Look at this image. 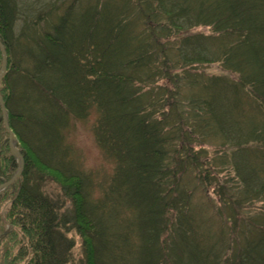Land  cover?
Wrapping results in <instances>:
<instances>
[{
	"label": "trees",
	"instance_id": "trees-1",
	"mask_svg": "<svg viewBox=\"0 0 264 264\" xmlns=\"http://www.w3.org/2000/svg\"><path fill=\"white\" fill-rule=\"evenodd\" d=\"M0 41V264H264V0H0Z\"/></svg>",
	"mask_w": 264,
	"mask_h": 264
},
{
	"label": "rangeland",
	"instance_id": "rangeland-1",
	"mask_svg": "<svg viewBox=\"0 0 264 264\" xmlns=\"http://www.w3.org/2000/svg\"><path fill=\"white\" fill-rule=\"evenodd\" d=\"M209 32H210L209 29L204 28V27H198L192 30V33L208 34ZM0 61H1V58H0ZM0 68H1V62H0ZM202 70L207 75H223L224 74L232 78L235 77L234 75H231L230 73L224 72L218 64L203 66ZM1 91H2V85H0V97L2 98ZM2 101H3V98H2ZM95 121H96L95 113H92L85 120L73 121L72 125L67 129L68 139H69V142L72 144L78 156V160L84 170L92 172L96 174L98 177H103L105 175L109 176L113 172L114 164L111 160H109L108 158L104 156L102 151L96 145V142L94 139ZM4 146L6 147L8 151L10 150V148H8V134L6 133L5 130L3 132V130L0 128V147L4 148ZM8 151H5L4 149H2V152H0V161L2 159H6V157L9 156ZM2 166H3V163H2ZM16 185L17 183H14V186H13L14 189H16ZM47 188L49 192H56L58 190V186L55 184H49ZM6 190L2 191L0 195ZM11 194L12 192L10 191V193L7 196H5L3 200H0V227L3 230L6 229V231H9V226L3 223V219L5 217L4 209L9 203ZM257 206L258 205H255V207ZM250 210L251 209H248V211ZM76 241H77L76 248L73 251L75 255L78 254L79 245H80L79 240L76 239ZM2 244L3 245L0 246V257L6 253V247L4 245H7V240L3 241ZM5 256L3 257V259L5 258L10 259L12 258L13 254L10 251L9 255H7L6 257ZM17 264H25V262H19Z\"/></svg>",
	"mask_w": 264,
	"mask_h": 264
},
{
	"label": "water",
	"instance_id": "water-1",
	"mask_svg": "<svg viewBox=\"0 0 264 264\" xmlns=\"http://www.w3.org/2000/svg\"><path fill=\"white\" fill-rule=\"evenodd\" d=\"M0 52H1V68H0V82H1V80H2V78L5 75L6 70H7V56L4 52L3 45L1 43V41H0ZM0 109H1V114H2L3 124L5 127V130L8 133L10 151L14 156H16V158L19 161V168H18L17 172L13 175V177L9 181H7L6 183H4L0 186V193H1V191L6 190L16 180V178L20 175V172H21L22 166H23V159H22L20 153L18 152V150L15 146L17 140H16L15 135L13 134V132L10 130V128L8 126L7 117H6V110H5V106H4V103H3L1 97H0Z\"/></svg>",
	"mask_w": 264,
	"mask_h": 264
},
{
	"label": "bare ground",
	"instance_id": "bare-ground-1",
	"mask_svg": "<svg viewBox=\"0 0 264 264\" xmlns=\"http://www.w3.org/2000/svg\"><path fill=\"white\" fill-rule=\"evenodd\" d=\"M2 45H3V44H2ZM3 49H4V52H5L6 56H7V53H6V50H5L4 45H3ZM0 56H1V52H0Z\"/></svg>",
	"mask_w": 264,
	"mask_h": 264
}]
</instances>
